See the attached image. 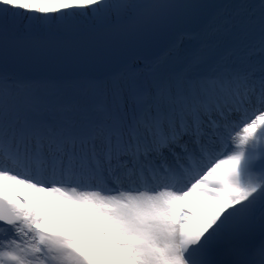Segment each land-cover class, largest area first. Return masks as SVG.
<instances>
[{
    "label": "snow or ice",
    "instance_id": "obj_1",
    "mask_svg": "<svg viewBox=\"0 0 264 264\" xmlns=\"http://www.w3.org/2000/svg\"><path fill=\"white\" fill-rule=\"evenodd\" d=\"M0 264H264V0H0Z\"/></svg>",
    "mask_w": 264,
    "mask_h": 264
},
{
    "label": "water",
    "instance_id": "obj_2",
    "mask_svg": "<svg viewBox=\"0 0 264 264\" xmlns=\"http://www.w3.org/2000/svg\"><path fill=\"white\" fill-rule=\"evenodd\" d=\"M23 73H24L25 75H31V74H33V72H32L31 70H29V69H25V70H23Z\"/></svg>",
    "mask_w": 264,
    "mask_h": 264
},
{
    "label": "bare ground",
    "instance_id": "obj_3",
    "mask_svg": "<svg viewBox=\"0 0 264 264\" xmlns=\"http://www.w3.org/2000/svg\"><path fill=\"white\" fill-rule=\"evenodd\" d=\"M191 200V198H189Z\"/></svg>",
    "mask_w": 264,
    "mask_h": 264
}]
</instances>
